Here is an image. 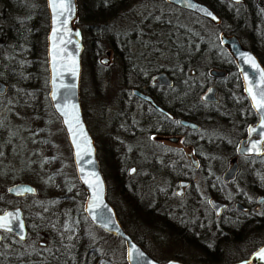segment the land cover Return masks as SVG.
<instances>
[{"label": "trees", "instance_id": "16d2710c", "mask_svg": "<svg viewBox=\"0 0 264 264\" xmlns=\"http://www.w3.org/2000/svg\"><path fill=\"white\" fill-rule=\"evenodd\" d=\"M88 1L90 2L85 3V0H77L76 23L81 28L84 23L97 26L94 29V33L91 32L94 35L89 37V40L82 39V69L86 68L93 73V68L98 65L96 63L97 56L101 51L94 44L96 43L97 35H103L102 38L105 37L106 41L110 43L109 48L116 53L119 52L113 46L116 37L112 32L108 33L105 26L122 14L125 8V0ZM201 1L209 5L221 17L222 23L215 28L237 35L240 41L256 54L264 66V38H262L259 30L256 29L257 26H264V20L260 17L257 4L253 0H242L239 3L227 0ZM27 3L26 0H0V80L8 85L7 92L0 96V111L4 110L3 117L6 119L10 117L11 113L16 118L13 120L15 121L14 124H6V129L8 131L10 129L7 132L9 139L4 142L2 148L7 145L9 151L18 154L26 153V151L31 149L44 150V145H50L52 149L53 143L49 140L48 122L52 120L51 123L58 124L59 128L62 127L59 118L51 109L47 96L46 33L48 29V13L45 0L36 2L34 5H28ZM195 18L198 20L202 19L199 17ZM145 21L147 22L146 25L140 27L138 33L136 31L132 33L136 35L135 38H139V35H142L140 37L142 41L137 40L136 43L141 42L145 44L144 50L147 49V44H155V47L159 49H166V70L169 74H172L171 76L176 86H178V77L173 74L170 68H174L178 64H182L183 67L182 72L185 74L181 77L183 81L194 79L185 69L188 66L199 63L205 57H208V64L211 67L227 71V77L222 79V84H219L222 98H240L246 109L245 114L240 117L239 107L236 108L232 101L226 99L224 103L228 109L226 111L227 114H215L214 118L217 123L241 122V129L243 130L246 124L255 120V113L248 99L241 91V81L236 64L225 48L219 43L218 36L214 35V33L211 36H206L205 30L201 27H189L186 23L168 22L165 19L151 21L146 19ZM228 23L231 25H228ZM121 39L118 38L120 43L123 42H121ZM123 46L119 47L120 50H122ZM139 56L141 57L137 61L144 59L142 55L139 54ZM233 76L235 77V81L232 80ZM172 96H175L173 92ZM166 105L170 106V111L175 112V103H167ZM187 106V103L184 102L182 115L194 118L195 116L190 115L185 108ZM48 111L52 113L50 120L45 119V113ZM201 112L203 113V111L199 113ZM120 114L119 118L121 116L126 117L125 112L122 110H120ZM112 119L109 118L107 120L109 130L102 135L103 137L99 139L93 136L100 167L105 179L109 178L113 182V189L122 194L127 199V202L132 203L136 209L133 210L136 211L135 217L144 223V225H155L160 229L167 230L172 236L184 243L198 246L197 244L200 242L199 244L203 245L201 249L206 254L203 264H218L221 260L217 252H209L201 239V237L209 238V232H212V235L216 239L215 246H219L220 242L235 243L240 241L245 235L264 229V215L261 218L256 216L250 218L249 216H243L239 211L230 214L226 220L223 217L219 218L218 221H215L214 226L210 227L209 232L200 229L202 224L199 221L195 220L193 222L190 218L184 215L181 216L174 208L175 203L173 202L175 196L172 189L180 178L176 167L172 164L159 165L153 162L151 164L147 163V159L143 157L144 151L132 149L135 147L131 143L135 138L132 135L124 137V141H117L111 134ZM24 120L31 121L32 124L24 126L22 123ZM21 124H23V127H21ZM33 124L36 125V128H33L34 131L31 132ZM27 129L31 130L27 131ZM164 131L166 134L173 133V130L169 127ZM34 132H38V135L42 139L33 138ZM232 136L236 138L235 134ZM228 143L234 145L235 141L228 142V139L222 137L216 141L215 145L224 146ZM254 160L256 162H253V167L258 179H254L253 181L260 180L263 183L262 188L256 190L258 193L264 195V161L256 158ZM129 164L136 167L133 175H129L126 170ZM50 176L56 179L54 182L57 185L54 189L50 187L49 190L55 193L62 192L64 196H73V187H66V183H64L65 179L60 177V173L52 172ZM51 180L53 181V178ZM73 180L72 186L75 185V190L78 191L81 203H83L85 192L79 185L75 174ZM107 197L111 201V187L108 185ZM83 214L84 212L81 209V217ZM117 216L124 227L125 222L122 216L119 214ZM84 217L85 215H83ZM45 218L50 220L53 218L50 223L61 224L64 227L62 232L55 230L54 233L56 235L59 234V236L55 235L56 239L69 238L77 242L74 244L77 249H81L71 252L70 264H127L123 253L124 245L122 240L95 227L86 217L85 225L82 224L85 222H82L81 218L77 217L75 219L71 214H66L65 216L55 214L51 215V217L46 215ZM180 221H182V224ZM43 223L46 224L48 222L45 221ZM190 226L193 227V231L189 229ZM87 227L93 231H99L106 237L110 236L120 240L121 248L118 249V247L110 246L101 249L103 239L95 238L93 231L88 230ZM196 232L201 233L202 236H196ZM60 234L63 236L61 237ZM135 240L147 250L142 239ZM217 250L220 251L219 248Z\"/></svg>", "mask_w": 264, "mask_h": 264}, {"label": "flooded vegetation", "instance_id": "af4514ba", "mask_svg": "<svg viewBox=\"0 0 264 264\" xmlns=\"http://www.w3.org/2000/svg\"><path fill=\"white\" fill-rule=\"evenodd\" d=\"M87 2L90 1L85 0V3ZM124 2V6L127 7L131 4L132 0H125ZM256 2L258 6H262L259 0ZM84 25V28L91 29L92 33H94L93 30L97 27L87 25L86 23ZM105 28H107V25ZM80 30L82 33L83 27H80ZM119 35L118 38L122 36L121 34ZM111 52L114 51L111 50ZM144 67L145 72L137 76L138 83H133L129 90H124V93H122L117 103V110L110 118H113V123H111V134L113 137L117 141H124V137L132 135L135 137L133 139L135 147L132 149L144 151L143 157L147 159V163L151 164L153 162L159 165H174L180 175V178L176 181L172 189L174 196L180 200L188 193L187 198L190 201L192 198L195 199L194 202L206 201V206L210 211L211 226H214L215 221H218L219 218L223 217L226 220L230 214L236 213L237 211L246 217L249 216L252 218L256 216L261 218L264 215V202H258L257 199L264 195L258 193L256 189H261L263 183L260 180L253 181L254 179H258L254 171L253 162L255 161L254 158L264 161V143L262 144L263 153L261 155H246L238 152V147L242 139H245L244 143L246 144L249 139L258 137L257 135L248 137V127L257 122L258 116L252 109L256 118L254 121L246 124L243 130L241 129V122L232 121L231 123L219 124L214 118L215 114H227L226 111L228 109L224 103L226 99L232 101L236 108L239 107L240 117L245 114L246 108L240 98H222L219 84H222V79L227 77V71L211 67L207 64L205 66L207 68L206 71L203 70V81L198 79L196 69H190L187 72L194 79L183 81L181 78L185 75L182 72L183 67L182 64H178L174 68H170L173 74L178 77V86H176L172 79V74L167 72L164 64H155L151 69L147 65H144ZM211 69L224 71L225 74L221 76L213 75L210 73ZM185 70L187 71V69ZM161 73L167 76L170 81L169 84L158 81L156 76ZM232 80L235 81L234 76ZM160 84H164L165 86L157 87ZM211 86H214L216 89L215 96L217 100H204L202 94ZM199 88L200 90L198 91ZM7 89L8 85L6 84V90L0 96L4 95ZM133 89H138L143 94H146L158 108L149 101L133 94ZM241 91L243 93L242 82ZM172 92L175 96H172ZM184 102L188 105L185 107L188 113L194 115V118L182 115ZM167 103H175V112L170 111V106H167ZM120 110L125 112L126 117H118L121 115ZM198 111H203V113H199ZM3 115L4 112L0 111V184L4 185V188L0 189V214L13 209L20 210L21 218L25 224V239L21 241L15 232H0V236L3 237L0 239V264H70L71 252L81 249H77L74 246L77 242H70L64 238L56 239L55 230L62 232L64 227L61 224L50 223L53 218L50 220L45 218V216L48 215V217H51V215L55 214L65 216L66 214H71L75 219L77 217L81 218V205L83 210L81 197L76 192L75 185L72 186L66 177L63 178L65 179L64 183H66V187H73V196H64L62 192L55 193L49 190L50 187L54 189L57 185L56 183L52 186L49 185L51 178L55 180L53 176L46 177V180L43 181L42 188H40L35 182L43 179L45 176L39 175L36 171H32L31 169L33 167L24 170L21 167H17L16 164L23 159V154L12 153L8 150L7 145L2 148L4 142L9 139L7 132L10 129L9 131L6 129V124H14L15 121L13 120L16 118L12 113L7 119ZM181 120L190 121L196 127L186 126L181 123ZM177 121L180 123H176ZM203 124L213 126L211 129H209L210 127L207 128V135L204 132ZM168 127L173 130V133H165L164 130ZM224 127L226 129L222 130L221 128ZM31 129H27V131ZM233 134L236 135V138L232 136ZM152 135L154 136L153 139L151 138ZM222 137L228 139V142L235 141V144L228 143L224 146L215 145L216 141ZM38 139L42 138L39 136ZM180 140L182 147L168 146L163 143L164 141L177 143ZM183 147L187 148L186 152H184ZM50 150V145H44V150L42 151L48 153ZM45 158H43L44 161ZM222 158L224 159L222 160ZM10 159H13L15 163H11ZM47 159L48 161L51 159L49 153L47 154ZM233 159H235L237 164L236 170L233 177L225 179L224 174L233 165ZM226 161L228 165L225 164ZM240 173L243 174V177L239 181L240 185H235L234 183ZM197 179L200 180V185L197 184ZM181 181H185L186 184L181 185ZM17 183H29L35 187L36 192L34 194L24 195L10 193L8 187ZM211 199L223 204L219 213L211 205ZM184 206L185 204L183 202L178 203L177 206L175 204L174 206L181 216ZM205 209L206 207L203 209L200 208L199 215L205 217L207 214L204 211ZM200 219L198 217V221ZM45 221L48 223L44 224L43 222ZM203 225L200 226L201 230H203ZM205 231L209 232L208 229ZM56 236H59V234ZM60 236L62 237L63 235L60 234ZM198 236H202L201 233L199 234L198 232Z\"/></svg>", "mask_w": 264, "mask_h": 264}, {"label": "rangeland", "instance_id": "374dc122", "mask_svg": "<svg viewBox=\"0 0 264 264\" xmlns=\"http://www.w3.org/2000/svg\"><path fill=\"white\" fill-rule=\"evenodd\" d=\"M26 1L28 2V5H34L36 4V2H42L44 0ZM253 1L257 4V0ZM259 2L262 3V6L260 7L257 5L258 11L260 13V17L264 20V0H259ZM194 16L198 17L197 15H193L190 12L184 10L180 11L164 0H139L136 2L134 0L129 6L123 9L121 15L111 20L106 28L108 33L112 32L115 35L116 40L114 41L113 46L116 47L119 52H111V49L109 48L110 43L106 41V38H102L103 35L99 36V33V35L95 33V35H97L98 37L96 43L94 44L98 49L101 50L96 60V63L98 65L93 68V73L90 70L83 68L80 80L81 105L86 123L94 137L100 139L101 137H103L102 135L105 134L107 130H109V128L107 127V120L111 118V116L117 110V103L122 93H124V90H129L133 83H138L137 76L145 72L144 65H147L148 68L151 69L155 64H167V54L165 48L159 49L155 47V44H147V49L144 50L143 47L145 44L141 42L136 43L137 40L142 41V38H140L142 35H139V38H135L136 35L132 33L135 31L138 33V29H140V27H142L143 25H146V19H148L149 21L155 19H165V21L168 20V22L186 23L189 27H201L205 30L206 36H211L213 33L214 35L218 36V32L221 30L215 28V26H213L206 19L202 18L201 20H198ZM228 25L231 24L228 23ZM84 26L85 25H83L82 39L84 38L89 40V37L93 36L94 34L91 33V29L86 27L84 28ZM256 29L259 30L262 38H264V26H257ZM94 31L95 30H93V32ZM119 34L122 35L120 37L122 38V43L118 41V36H120ZM122 45L124 46L122 47V50H120L119 47ZM138 53L142 55L144 59H140V61H137L139 60L138 58L141 57ZM101 57H107L109 59L108 63L105 65L102 64L100 62ZM207 64L208 57H205L199 63L188 66L186 69L187 72H189L190 69H196L198 79L202 80L203 70L206 71L207 68L205 66ZM140 65H142V67H140ZM51 114L52 113H50L49 111L46 112L45 119L50 120L52 117ZM51 121L48 122L49 140L51 143H53L52 149L48 152L50 156L52 155L50 163L47 159L48 153L46 151L44 152L42 150L40 151L31 149L26 151V153H23V159H21V161L16 164L17 167H21L23 170L33 167L31 169L32 171H36L37 173H39V175L45 176L43 177V179L35 182L36 185L38 184V186H40V188H42V185L44 184L43 181L46 180V177L50 176V172H58L61 174L60 177H66L69 180L70 184L74 183L73 176L75 174V170L73 167L71 150L68 145L65 133L62 127L59 128L58 124L53 122L51 123ZM22 123L24 124V126L32 124V122L28 120H24V122ZM23 124H21V127H23ZM203 127L205 129L204 132H206L208 127H210L209 129H211V127L213 126L203 124ZM33 128L35 129L36 125L33 124L32 129ZM221 129L225 130L226 127ZM34 133L32 136L33 138H38L40 136L38 135V132ZM205 134L207 135V132ZM151 138L153 139L154 136L152 135ZM163 143L168 146L182 147L181 140L177 143H172L170 141H164ZM132 144L135 143L132 142ZM183 148L184 152H186L187 148ZM44 157H46L45 161L43 159ZM223 159L224 158H222V160ZM10 162L15 163L13 159H10ZM225 164H227V161ZM129 167L130 164L126 167V170H128ZM242 177L243 174L240 173L234 184L240 185L239 181ZM197 180V184L200 185V180ZM54 181H56V179L50 181L49 185H54ZM106 182L107 185L111 187L112 197L110 202L113 204L117 215L119 214L122 216L123 221L125 222L124 228L134 239H142L146 245L147 251L152 256L158 258L163 263L168 259H178L186 264H203V260L205 259L206 254L201 249V247L203 248V245L199 244L200 242L197 244L198 246H195L191 243H184L172 236L167 230L160 229L158 226L147 225V227L146 225H144V223H142L135 217L136 211L133 210L136 209L132 205V203L130 204V202H127V199L122 194L113 189V182L109 178H106ZM1 188H4V185L0 184V189ZM76 192L78 191L76 190ZM187 194L180 200L179 198L175 197L173 202L176 204V206L178 205V203L183 202L185 206L183 208L182 215L190 218L193 222L196 219L198 222V217L199 219L201 218L199 222L205 225L202 226V229L210 230L212 221L209 214L210 211L206 206V201L194 202L195 199L193 198L190 201L189 198H187ZM205 207L206 209L204 211L207 214L204 217L202 215H199V210L200 208L203 209ZM150 211L152 210L150 209ZM83 215L80 220L82 222H85L82 223L85 225L86 220L85 217L83 218ZM72 222L74 221L72 220ZM207 224H209L210 227L207 226ZM87 229L90 231L92 230L89 227H87ZM189 229H191L192 231L194 230L192 226H190ZM93 233L95 238L103 239L101 249L110 246H114L115 248L118 247V249L121 248L120 240L110 236L106 237L97 230L93 231ZM195 234L196 236H198V232H196ZM209 234V238L201 237V239L208 248L209 252H217L219 254L221 260L218 263L231 262L246 257L258 245L264 243V229H260L249 235H245L240 241H237L235 243L220 242L219 246H215L214 243L216 239L212 235V232H209ZM64 239L73 242L69 238L64 237ZM217 248H219L220 251L217 250Z\"/></svg>", "mask_w": 264, "mask_h": 264}, {"label": "water", "instance_id": "95a60500", "mask_svg": "<svg viewBox=\"0 0 264 264\" xmlns=\"http://www.w3.org/2000/svg\"><path fill=\"white\" fill-rule=\"evenodd\" d=\"M165 1L168 4L180 10L190 12L192 14L197 15L198 17L206 19L214 26H218L222 22L221 17L209 5H207L205 2L201 0H165ZM228 1L239 3L242 0H228ZM53 3H54V0H45L46 9L48 13V29L46 33V64H47V72H48V98L50 101L51 108L53 112L55 113V115L59 118L61 126L64 130L68 145L71 150L72 162H73L77 180L85 192V199L83 201V212H84L85 217L95 227L101 229L102 231L108 234L119 237L122 240L123 245H124L125 261L127 264H144V262L142 261H138V260L129 261L128 260L127 253L128 251L132 249V246H135L139 250L143 251L146 254V259L154 262V264H186L178 259H168L167 261L163 263L158 258L152 256L123 227V225L121 224L117 216L114 206L109 201L107 197V182H106V179L100 167L99 159L97 156V148H96L95 140L86 123L83 110H82L81 101H80V80H81V72H82L81 55L83 51V42H82V33L80 30V27L76 24L77 0H63V3L68 5L67 11H63L58 8L54 10ZM55 3L58 5L59 3H61V0H55ZM189 3L196 5V7H190ZM61 11H63V15H60ZM207 12H211L212 16H214L216 19H213L212 17L208 16L206 14ZM65 20H67L66 24L64 23ZM54 30H57L55 39L53 38ZM77 32L79 33V35H76ZM61 39H63L64 43L60 42ZM218 40H219V43L225 48V50L234 60L238 73L241 78L243 93L248 98L250 105L252 107L251 98L245 90L248 84L244 80V72H247L249 75V78L254 81V84H253L254 90L256 87V82H258V76L256 75V70L252 69L250 65L244 62L241 54H243L244 56H251L255 60L256 64L259 65L260 69H264V66L262 65L261 61L256 56V54L251 49H249L247 46H245L240 41L237 35L232 34V33H226L221 30L218 32ZM69 41H71V43H69ZM69 55L74 57L76 60L78 71L75 76H73L71 72L68 70V68L70 67V62L68 60ZM53 57H55V59ZM108 61L109 59L107 57L100 58V62L104 65L107 64ZM242 69L243 71H241ZM210 73L216 76H221L225 74L224 71L216 70V69H211ZM156 77L158 81L161 83L169 84L170 82L164 73L158 74ZM62 83L75 85V88L72 90L70 102L71 104H74L77 106L83 137L86 138L91 143V147H92L91 160L93 161V163L91 164L86 163L89 157L85 155L84 153H81V155L83 156L82 160L76 156V148L72 142V133L68 130V125L65 123V120L68 118L65 117L62 114V112H60L55 106L56 104L63 105V103L65 102L63 99V95L67 92V90L58 87ZM5 90H6V84L3 81H0V94H3ZM215 90L216 89L214 86L209 87L202 94V98L207 101L217 100L215 96ZM53 91H57L58 94L61 96L59 100H53L52 98ZM132 92L133 94L138 95L140 98L147 100L151 104L156 106L154 102L151 100V98H149L146 94H143L142 92H140L138 89H133ZM252 109L258 116V120L255 124H252L248 127V137H250L251 135H257L258 137L249 139L246 144L244 143L245 139H242L238 147V152L240 154H246V155L248 154L261 155L263 153V147H262L263 143L260 145L259 152H256L254 150L253 151L243 150V149L250 148L251 143L254 141L264 140V136H261L258 132H250V129L252 128L259 129V125H260L259 115L257 114L256 110L253 107ZM181 123L189 127H196L194 123L187 121V120H181ZM232 161H233V165L224 174L225 179L233 177V174L236 170L237 164L235 162V159H233ZM81 167L84 168L83 173H81L80 171ZM133 170H135V167L131 166L128 169V173L132 175L134 173ZM91 172L96 173V175L99 177V181L102 186L100 208L93 209V211L96 213L98 217V219H95V220L92 219V213H90V211L88 210L89 201L91 200L92 194H93V188L90 187L89 184H86L84 182L85 178L88 177L89 173ZM180 184L184 185L186 184V182L181 181ZM25 187L32 188L34 189V191L30 193H24V194H34L36 192L35 187L29 183L13 184L8 187V191L12 194L18 195L15 190L22 189ZM10 189L12 191H10ZM257 200L258 202H264V196L259 197ZM210 203L215 208L216 212L219 213L223 204L214 199H211ZM105 206L108 211L105 210ZM16 211H19L20 213V210L18 209L8 210L5 213L16 212ZM3 214H0V215H3ZM105 217H107L110 220V223L107 228L104 227ZM24 235H25V230H24ZM261 248H264V243H261L260 245H258L246 257H243L238 260L231 261V262L218 263V264H244V262L247 260H252V263L264 264V262L254 259V253L257 252Z\"/></svg>", "mask_w": 264, "mask_h": 264}, {"label": "snow or ice", "instance_id": "6c2138e0", "mask_svg": "<svg viewBox=\"0 0 264 264\" xmlns=\"http://www.w3.org/2000/svg\"><path fill=\"white\" fill-rule=\"evenodd\" d=\"M190 7H196V5H193L189 3ZM53 8L55 9H61L63 11L68 10V5L63 3V0H61V3L58 5L53 3ZM63 11L60 12V15H63ZM208 16L212 17L213 19H216L214 16H212L211 12L206 13ZM64 23H67V20L64 21ZM56 31H53V38L56 37ZM76 35H79L77 32ZM61 43H64L63 39L60 41ZM71 43V41H69ZM78 47V46H77ZM243 60L246 64L250 65L252 69L256 70V75L258 76V82H256L255 90L253 88L254 81L249 78V75L247 72H244V80L247 82L248 86L245 89L246 92L249 94L251 101H252V107L256 110L257 114L260 118V125L259 129L252 128L250 129V132H258L261 136H264V69H260L259 65L256 64L255 60L251 56H244ZM55 59V57H53ZM68 60L70 62V67L68 70L71 72L73 76L76 75L78 68L76 64V60L71 55L68 56ZM243 71V69L241 70ZM164 84L157 85V87H164ZM59 88L66 89L67 92L63 95L64 103L56 104V108L62 112V114L67 117L68 119L65 120V123L68 125V130L72 133V142L76 148V156L79 157L81 160L83 159V156L81 153H84L89 157L88 161L86 163L91 164L93 161L91 160L92 155V147L90 141H88L86 138L83 137L81 126H80V118L78 114L77 106L74 104H71L70 97L72 94V90L75 88L74 84H60L58 86ZM211 91V90H209ZM53 100H59L61 96L58 94L57 91H53L52 93ZM176 123H180L177 121ZM79 137V138H78ZM264 143V140L261 141H254L251 143L250 148L243 149L244 151H260V145ZM81 173L84 172V168H80ZM135 171V170H133ZM86 184H89L90 187L93 188V194L92 198L89 201L88 210L90 213H92V219H98L96 213L93 211V209L100 208V201H101V194H102V186L99 181V177L96 175L95 172L89 173L88 177L85 178L84 181ZM10 191H12L10 189ZM18 195H23L24 193H30L33 192L34 189L25 187L22 189H16L15 190ZM105 210L106 209L105 206ZM110 223V220L105 217L104 219V227L107 228ZM24 230H25V224L23 220L21 219V215L19 211L16 212H8L3 215H0V232H7V233H13L15 232L19 239L22 241L25 239L24 236ZM3 237L0 236V239ZM127 258L129 261L132 260H138L144 262V264H154V262L146 259V254L136 248L135 246H132V249L128 251ZM254 259L264 262V248L259 249L257 252L254 253ZM244 264H252V260H247L244 262Z\"/></svg>", "mask_w": 264, "mask_h": 264}]
</instances>
